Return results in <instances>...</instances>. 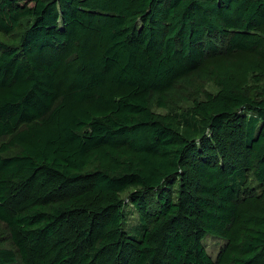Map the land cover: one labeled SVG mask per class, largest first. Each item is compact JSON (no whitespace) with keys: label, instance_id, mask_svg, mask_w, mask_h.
<instances>
[{"label":"trees","instance_id":"16d2710c","mask_svg":"<svg viewBox=\"0 0 264 264\" xmlns=\"http://www.w3.org/2000/svg\"><path fill=\"white\" fill-rule=\"evenodd\" d=\"M24 1L0 0V264H264V0Z\"/></svg>","mask_w":264,"mask_h":264},{"label":"rangeland","instance_id":"374dc122","mask_svg":"<svg viewBox=\"0 0 264 264\" xmlns=\"http://www.w3.org/2000/svg\"><path fill=\"white\" fill-rule=\"evenodd\" d=\"M28 0H25L24 2H27ZM32 6V4H31ZM29 24V21L28 20H24V22L22 23V25L20 26V30L19 32L17 33H22V31L27 27V25ZM0 40L4 41V37L2 35V33L0 32ZM210 90L212 92H216L217 90L215 88H213L212 86L210 87ZM189 106H191L190 103H184L182 104L181 106V111L183 110H187L189 108ZM156 112L158 113H161V114H166V111L164 110H160V109H157L155 108ZM123 198L125 199V202H126V205L128 206L127 208H131V203L130 201L128 200V195L125 194L123 195ZM132 212H129L128 213V221H127V227L129 229L139 225V218H138V215L136 214L135 211H133V209H131ZM205 245H206V248H207V251L208 253L215 259L221 249V247L223 246V242L217 240V239H214V238H208L206 239L205 241Z\"/></svg>","mask_w":264,"mask_h":264}]
</instances>
